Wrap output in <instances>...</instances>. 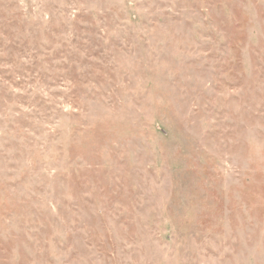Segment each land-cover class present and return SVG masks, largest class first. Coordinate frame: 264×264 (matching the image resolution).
Masks as SVG:
<instances>
[{"label": "rangeland", "instance_id": "rangeland-1", "mask_svg": "<svg viewBox=\"0 0 264 264\" xmlns=\"http://www.w3.org/2000/svg\"><path fill=\"white\" fill-rule=\"evenodd\" d=\"M0 264H264V0H0Z\"/></svg>", "mask_w": 264, "mask_h": 264}]
</instances>
